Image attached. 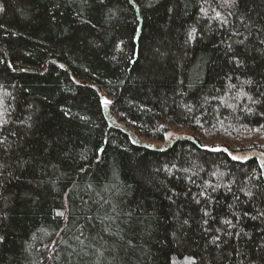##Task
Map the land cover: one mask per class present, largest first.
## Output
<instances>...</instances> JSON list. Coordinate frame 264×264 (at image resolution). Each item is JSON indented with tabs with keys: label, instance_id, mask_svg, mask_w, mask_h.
Segmentation results:
<instances>
[{
	"label": "trees",
	"instance_id": "trees-1",
	"mask_svg": "<svg viewBox=\"0 0 264 264\" xmlns=\"http://www.w3.org/2000/svg\"><path fill=\"white\" fill-rule=\"evenodd\" d=\"M255 151L264 0H0V264H264Z\"/></svg>",
	"mask_w": 264,
	"mask_h": 264
},
{
	"label": "rangeland",
	"instance_id": "rangeland-1",
	"mask_svg": "<svg viewBox=\"0 0 264 264\" xmlns=\"http://www.w3.org/2000/svg\"><path fill=\"white\" fill-rule=\"evenodd\" d=\"M107 115L108 117L110 118L111 122L113 125H122L123 123L122 122H118L117 118L112 115L111 113H109L107 111ZM132 135V139L134 142H137V143H142V144H146V145H151V146H154V147H159V148H164L166 146H168L173 140L177 139L178 137L182 136L183 134H180L179 132H176V131H171L170 133H168L166 136H165V140H157L155 138H146V137H143V136H140L138 134H131ZM248 154H256L260 161L262 162L263 166H264V154L261 152V151H255V152H248V153H235V157H247Z\"/></svg>",
	"mask_w": 264,
	"mask_h": 264
},
{
	"label": "snow or ice",
	"instance_id": "snow-or-ice-1",
	"mask_svg": "<svg viewBox=\"0 0 264 264\" xmlns=\"http://www.w3.org/2000/svg\"><path fill=\"white\" fill-rule=\"evenodd\" d=\"M231 2H235V0H231ZM217 17H219V14H217ZM194 31V30H193ZM105 103H110L109 101H105ZM234 159H235V157H234ZM59 215H63V213H59ZM228 223H230V222H228ZM3 239V237H0V240H2Z\"/></svg>",
	"mask_w": 264,
	"mask_h": 264
}]
</instances>
